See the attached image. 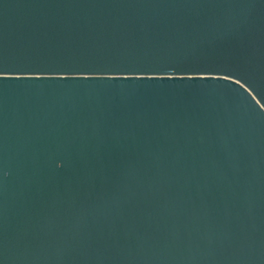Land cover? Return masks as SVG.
Wrapping results in <instances>:
<instances>
[{
    "label": "water",
    "instance_id": "obj_1",
    "mask_svg": "<svg viewBox=\"0 0 264 264\" xmlns=\"http://www.w3.org/2000/svg\"><path fill=\"white\" fill-rule=\"evenodd\" d=\"M0 264H264V0H0Z\"/></svg>",
    "mask_w": 264,
    "mask_h": 264
}]
</instances>
